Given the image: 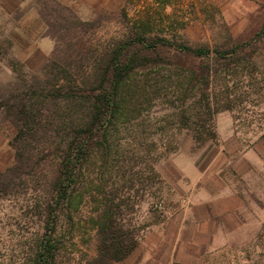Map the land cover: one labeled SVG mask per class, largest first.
<instances>
[{
    "label": "trees",
    "instance_id": "1",
    "mask_svg": "<svg viewBox=\"0 0 264 264\" xmlns=\"http://www.w3.org/2000/svg\"><path fill=\"white\" fill-rule=\"evenodd\" d=\"M39 14L52 52L30 75L0 85V125L16 129L14 162L0 168V199L22 201L0 264H116L138 245L137 227L125 221L131 191L140 197L159 179L152 161L164 152H154L150 128L157 125L163 151L174 149L170 128L214 141L218 112L237 107L245 92L264 97V48L256 43L264 23L253 40L224 47L141 32L101 47L88 46L91 23L71 7L43 0ZM163 47L198 63L164 60ZM158 104L163 116L153 112ZM84 206L88 213L79 217ZM77 236L94 240L82 263Z\"/></svg>",
    "mask_w": 264,
    "mask_h": 264
},
{
    "label": "rangeland",
    "instance_id": "2",
    "mask_svg": "<svg viewBox=\"0 0 264 264\" xmlns=\"http://www.w3.org/2000/svg\"><path fill=\"white\" fill-rule=\"evenodd\" d=\"M2 1V5L6 9L10 7L11 12L5 14L0 11V85L7 84L18 76L30 75L32 71L40 68L53 50L46 55H42L37 50L29 55H23L20 52L31 48V44L21 42L17 33L22 27L26 12L30 10H34L37 15L34 24L37 39L40 36L51 38L43 35L46 27L39 14L43 0H31L30 3L19 7L15 6L16 3L13 0ZM57 1L71 7L82 20L91 23L90 32L85 37L88 46L106 47L109 43H117L120 39L129 38L141 32L148 38L165 36L171 41L192 46L224 47L232 42L253 40L264 23V0ZM261 39L262 41L256 42L258 51L264 48V36ZM51 40L54 44V40L52 38ZM158 52L164 60L167 59L173 64L189 66L198 63L166 47L159 48ZM239 88L246 91L244 87ZM243 95L245 99L237 107L220 111L214 116L213 124L216 132L214 141L196 142L191 131L170 128L169 134H174L170 144L174 149L163 151L161 142L158 140L160 133L155 130L157 125L150 128L155 131L151 134L153 136L151 138L157 140V145L153 146L154 152L164 153L159 155L156 161H152L154 174H158L159 179L156 181L155 177L151 186L140 191V197L134 195V189L131 191L135 204L131 212L126 211L125 221L127 222L128 219L137 227L138 241L149 226L160 222L167 215L160 210L159 204H162L166 211L175 206L176 190L163 175V172H166L171 180L177 179V173L171 165L173 156L189 151L192 154H201L198 159L202 164L215 156L222 164L221 167L229 169L235 158L254 147L262 161L257 171L254 170L258 176L257 196L254 193L256 197L254 199H257L256 206L259 208L258 231L256 232L254 225L252 232L249 224L247 233L253 234L251 239L248 237L242 248L228 249L227 261L223 258L227 255L221 253L218 263L214 262V264H264V97L261 96V92L253 91L245 92ZM162 109V105L158 104L153 112L159 111L157 116H163L166 111L162 112ZM151 113L152 111L148 113L149 116ZM154 120H150L151 123ZM15 132V127L8 122L0 125V168L9 167L14 162L12 139ZM222 144L233 146L236 144L238 147L237 150L229 151L225 147L222 148ZM231 161L233 163H230ZM115 183L119 185L120 181L118 182L117 179ZM21 204L22 201L11 203L0 199V218L4 217V226L2 222L0 223V247L2 248L10 246L15 240L9 230H13L11 224L22 211ZM86 213H88V207L84 206L78 216L84 217ZM88 239L83 241L80 236L75 238L76 245L73 247L76 252L75 259L81 263L94 252V240ZM69 250L65 251V258L69 256ZM230 258L234 261L231 259L230 262Z\"/></svg>",
    "mask_w": 264,
    "mask_h": 264
},
{
    "label": "crops",
    "instance_id": "3",
    "mask_svg": "<svg viewBox=\"0 0 264 264\" xmlns=\"http://www.w3.org/2000/svg\"><path fill=\"white\" fill-rule=\"evenodd\" d=\"M13 1L16 7L31 2ZM2 4L1 0L0 11L9 14L10 7L6 9ZM25 15L17 33L21 42L31 44V48L20 52L29 55L37 50L48 54L53 41L49 37L37 39L34 10ZM221 147L233 151L238 146ZM200 156L190 151L173 156L171 165L177 179L171 180L166 172L163 175L176 190L175 206L163 220L149 226L131 254L117 264H214L221 253L227 255L228 249L243 247L253 235L247 233L249 224L252 232L254 225L258 231L259 208L254 199V193L258 194V176L254 170L262 161L257 150H246L234 163L230 162L233 164L229 169L221 167L215 156L202 164ZM223 258L227 261L228 255Z\"/></svg>",
    "mask_w": 264,
    "mask_h": 264
},
{
    "label": "built area",
    "instance_id": "4",
    "mask_svg": "<svg viewBox=\"0 0 264 264\" xmlns=\"http://www.w3.org/2000/svg\"><path fill=\"white\" fill-rule=\"evenodd\" d=\"M160 210H163L164 212L168 213L169 211H166V209L162 206V204H159Z\"/></svg>",
    "mask_w": 264,
    "mask_h": 264
}]
</instances>
